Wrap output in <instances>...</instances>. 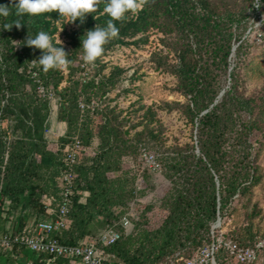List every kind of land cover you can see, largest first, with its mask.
Listing matches in <instances>:
<instances>
[{
    "label": "trees",
    "instance_id": "16d2710c",
    "mask_svg": "<svg viewBox=\"0 0 264 264\" xmlns=\"http://www.w3.org/2000/svg\"><path fill=\"white\" fill-rule=\"evenodd\" d=\"M141 2L138 13H128L125 19L115 21L116 26L120 32L132 20L135 34L152 28L166 29V34L176 33L180 58L169 67V73L177 78V92L187 102L175 106L198 131L197 146L191 147L190 152L174 154L168 162L170 186L160 197L162 215L157 223L149 219L148 214L154 208L148 206L137 219H130L131 232L128 233L129 227L120 225L123 212L117 210L128 207L138 195L137 177L123 169V161L140 157L146 144L141 136L129 137L130 131L125 130V122L115 109L92 106L93 102H103L116 82L112 77L98 75L81 80L74 77L73 65L82 57L81 37L95 26L106 27L110 18L93 13L95 19L88 15L83 23L77 21L79 30L74 33L72 50H65L71 61L69 84L65 88L59 90L63 80L60 70L44 72L37 65L34 73L39 82L53 88L60 98L59 119L67 125L61 142L69 143L78 137L83 149L88 150L99 141L92 164L76 167L70 225L58 235L60 242L66 245H77L86 239L96 242L99 237L94 236L93 227L107 225V229H118L122 238L114 245L98 247L105 259L112 258L117 264H167L177 255L192 259L212 245L216 241L213 225L224 217L237 195L246 196L261 180L254 151L260 144L257 136L264 135V84L260 94L247 97L240 92L239 81L243 48L253 31H248L245 23L252 14L264 9V0H259V7L256 0ZM15 4L16 0H0V5L10 7V15L0 17V107L8 93L10 108L38 107L45 121L49 116L48 102L39 98L36 84L28 74L30 62L38 60L42 53L24 42L28 35L34 38L40 31L52 35L50 17L56 12L17 16ZM99 7L103 9V0ZM132 16H136L134 20ZM17 22L22 24L20 28L14 25L5 30V24ZM234 55L236 62L232 68ZM257 75L264 79V68L258 67ZM227 77L232 82L229 88L223 85ZM147 115L152 123L155 113L149 110ZM159 132L152 128L149 142H155ZM62 158V152L41 138L10 143L0 133V207L9 201L12 210L27 206L41 219L48 218L43 199L58 196L60 187L41 184L39 172L46 168L59 176ZM227 239L242 249L255 246L260 237L250 228L245 236L236 233V237ZM22 249L25 248L14 251ZM42 256L49 263L68 261ZM227 258V247L223 245L216 252V263L225 264ZM104 264L111 263L105 260Z\"/></svg>",
    "mask_w": 264,
    "mask_h": 264
},
{
    "label": "rangeland",
    "instance_id": "374dc122",
    "mask_svg": "<svg viewBox=\"0 0 264 264\" xmlns=\"http://www.w3.org/2000/svg\"><path fill=\"white\" fill-rule=\"evenodd\" d=\"M135 17L131 18L134 20ZM68 22L57 12L50 17L53 32L51 36L54 42L58 40V34L64 27L59 38L66 51L72 50L74 33L79 30L77 21ZM245 24L248 31L251 29L253 31L243 48L239 85L240 92L250 97L260 94L264 84V79L257 75L258 67L264 68V9L252 14ZM176 39V33L166 34V29L163 31L159 28L135 34L133 21L130 20L119 32V37L104 46V54L97 63L86 64L81 57L80 61L73 65L76 79H88L97 75L112 77V80L116 82L112 91L103 99V102H93L92 106H101V108L109 106L115 109L120 120L125 122V130L129 129V137L141 136L142 143L146 144V150L161 165V170L153 171L144 165L140 157L124 159L123 169L131 171L137 177L138 195L128 203V207L117 210V213L123 212L121 219L124 216L131 221L137 219L144 208L153 206L154 209L148 217L152 223H157L162 215L160 197L170 186L166 169L168 162L175 156L174 154L190 152L191 147H196L198 144L197 127L175 106L177 103L187 102L177 92V78L169 73V67L177 64L180 58ZM15 45L18 50L21 49L18 42ZM235 62L236 55L233 56L232 68ZM34 68L35 66L31 65L28 68V74L36 84L35 90L39 98L48 102L47 120H42L44 113L38 107L10 108V94L6 93L0 107V133L10 143L21 139L41 138L44 143L62 152L67 144L61 142L67 133V125L59 119L60 98L53 88H48L37 80L38 76L34 73ZM60 71L63 73V80L59 90L69 84L70 78L68 67ZM231 84L228 77L223 80L226 88H229ZM82 104L84 106L85 101ZM149 110L155 113L152 123L147 115ZM152 128L155 133L160 131L159 138L155 142L148 140L149 131ZM257 138L260 144L256 145L254 155L257 156V165L260 167V182L246 196L237 195L224 217L218 219L213 225L212 233L216 239V247H221L224 243L227 246L228 258L225 264H264V247L259 249L255 262L242 263L233 254L237 250L235 244L227 239L236 237V233L239 237L245 236L250 228L259 235L258 241L264 239V135H259ZM98 146L99 141L96 140L92 148L82 152L80 157L82 165L92 164ZM39 173L41 184L48 183L56 189L61 186L59 176L49 169L45 168ZM93 228L94 236L99 237V234L107 229V225L97 224ZM132 229L133 227L130 226L128 233ZM209 247L212 245H207L193 258L202 257V251ZM216 252L215 250L214 264H217ZM206 262H208L207 259ZM209 264H213L212 255L209 257Z\"/></svg>",
    "mask_w": 264,
    "mask_h": 264
},
{
    "label": "built area",
    "instance_id": "2783aa9c",
    "mask_svg": "<svg viewBox=\"0 0 264 264\" xmlns=\"http://www.w3.org/2000/svg\"><path fill=\"white\" fill-rule=\"evenodd\" d=\"M81 107L84 108L83 105ZM83 151L78 137L72 138L65 145L59 174L61 182L59 194L43 199L48 218L41 219L34 229H25L20 233H6L0 236V252H13L16 248H25L40 256H52L54 260L64 258L76 264H104L106 259L100 254L98 247L114 245L122 238L121 232L115 227L105 230L93 243L83 241L77 245H66L58 239V235L66 231L70 225L69 216L75 197L76 167L81 164L80 157ZM140 159L150 170H161L158 160L146 149L141 150ZM120 225L124 228L129 227L130 219L124 216ZM223 245L226 246L225 243ZM221 247H216L215 241L212 247L202 251V257L184 259L177 255L167 264H204L206 259L208 261L206 264H209L211 255L214 264L215 250L218 251ZM262 247H264V239L258 241L253 247L239 249L236 246L237 250L233 254L239 262L253 263Z\"/></svg>",
    "mask_w": 264,
    "mask_h": 264
},
{
    "label": "clouds",
    "instance_id": "9594fccd",
    "mask_svg": "<svg viewBox=\"0 0 264 264\" xmlns=\"http://www.w3.org/2000/svg\"><path fill=\"white\" fill-rule=\"evenodd\" d=\"M101 0H16V15L37 16L43 13L57 12L61 18L74 23L80 21L83 23L86 16L98 13L107 15L110 19L107 21L106 27H97L86 31L81 37L82 59L86 64L94 65L101 58L105 51V45L119 37V28L115 21H121L126 18L128 13H135L142 8L141 0H103L104 7L101 10L99 5ZM260 6L259 0H256V7ZM10 15V7L0 5V17H8ZM93 16V15H92ZM93 19L95 17L93 16ZM20 28L22 24L19 22L8 25L5 24V30L13 27ZM64 28V27H63ZM63 28L58 34V40L54 42V38L45 31L38 32L35 37L28 35L24 42L27 47L41 50V56L38 60H32V66H39L42 71L61 70L68 67L71 61L69 55L63 48L62 41L59 36ZM15 44L16 42L13 41Z\"/></svg>",
    "mask_w": 264,
    "mask_h": 264
},
{
    "label": "crops",
    "instance_id": "0c3cea01",
    "mask_svg": "<svg viewBox=\"0 0 264 264\" xmlns=\"http://www.w3.org/2000/svg\"><path fill=\"white\" fill-rule=\"evenodd\" d=\"M41 220L33 213L30 207L20 205L18 209H11L9 201H5L0 207V236L6 233H20L25 229H34ZM103 233V232H102ZM100 233L99 236L102 234ZM87 241V239L85 240ZM106 262L115 263L112 258ZM0 264H56L49 263L47 257L32 253L27 249L13 252H0ZM64 264H76L73 261H65Z\"/></svg>",
    "mask_w": 264,
    "mask_h": 264
},
{
    "label": "water",
    "instance_id": "95a60500",
    "mask_svg": "<svg viewBox=\"0 0 264 264\" xmlns=\"http://www.w3.org/2000/svg\"><path fill=\"white\" fill-rule=\"evenodd\" d=\"M222 95H223V93L221 94V97H222ZM197 152H199V151L197 150Z\"/></svg>",
    "mask_w": 264,
    "mask_h": 264
}]
</instances>
